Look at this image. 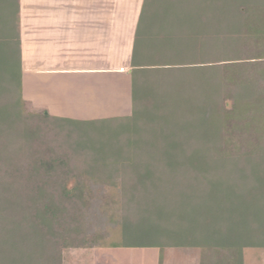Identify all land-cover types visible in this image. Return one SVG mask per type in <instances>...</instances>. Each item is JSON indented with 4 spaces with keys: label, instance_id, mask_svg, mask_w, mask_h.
I'll return each mask as SVG.
<instances>
[{
    "label": "trees",
    "instance_id": "trees-1",
    "mask_svg": "<svg viewBox=\"0 0 264 264\" xmlns=\"http://www.w3.org/2000/svg\"><path fill=\"white\" fill-rule=\"evenodd\" d=\"M19 25L20 1L0 0V264L264 249V0H144L132 112L106 118L28 106Z\"/></svg>",
    "mask_w": 264,
    "mask_h": 264
},
{
    "label": "crops",
    "instance_id": "crops-1",
    "mask_svg": "<svg viewBox=\"0 0 264 264\" xmlns=\"http://www.w3.org/2000/svg\"><path fill=\"white\" fill-rule=\"evenodd\" d=\"M143 1H22L31 71L37 83L47 77L49 86L42 87L50 96L49 87L60 91L69 113L64 117L82 119L88 110L94 115L85 119L106 118L103 109L120 110V102L131 108V61Z\"/></svg>",
    "mask_w": 264,
    "mask_h": 264
},
{
    "label": "rangeland",
    "instance_id": "rangeland-1",
    "mask_svg": "<svg viewBox=\"0 0 264 264\" xmlns=\"http://www.w3.org/2000/svg\"><path fill=\"white\" fill-rule=\"evenodd\" d=\"M20 1V39H21V52H22V96L27 101L28 106L32 109L36 108H47L50 113L59 116H68L69 113H65L61 100L60 91L54 90V86L49 87L51 96L45 86H49L47 77H40L37 79L33 76L30 66V55L27 47L26 34H24L23 28V7H21ZM29 42V39H28ZM47 81L46 83H43ZM38 84V86H37ZM44 87H42L43 85ZM59 98V99H58ZM58 102V103H57ZM60 102V103H59ZM121 109L118 110L116 107L103 109L101 116L112 117L120 115H129L132 112L130 104L124 105L121 102ZM124 105V106H123ZM126 107V108H125ZM124 111V112H123ZM120 112L121 114H117ZM84 116L82 119L90 118L94 114L88 110L83 112ZM76 115V114H75ZM86 115V116H85ZM80 116V115H77ZM80 117V118H81ZM113 237H118V232H114ZM109 242L112 241L110 238ZM103 247V248H102ZM100 248H94L90 251L86 250H75L69 254V260L67 264H159L161 252L159 248H132V247H112L102 246ZM201 250L194 247H175L166 248L164 251V264H198ZM245 264H264V249L262 248H247L245 250Z\"/></svg>",
    "mask_w": 264,
    "mask_h": 264
}]
</instances>
